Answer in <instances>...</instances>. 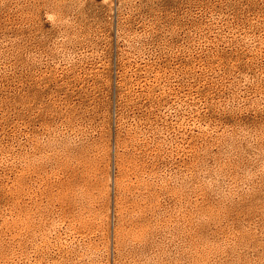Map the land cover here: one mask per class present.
Returning <instances> with one entry per match:
<instances>
[{
  "label": "rangeland",
  "instance_id": "rangeland-1",
  "mask_svg": "<svg viewBox=\"0 0 264 264\" xmlns=\"http://www.w3.org/2000/svg\"><path fill=\"white\" fill-rule=\"evenodd\" d=\"M0 264H264V0H0Z\"/></svg>",
  "mask_w": 264,
  "mask_h": 264
}]
</instances>
